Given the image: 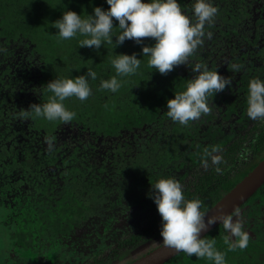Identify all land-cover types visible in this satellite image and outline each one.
I'll return each mask as SVG.
<instances>
[{
	"label": "trees",
	"instance_id": "trees-1",
	"mask_svg": "<svg viewBox=\"0 0 264 264\" xmlns=\"http://www.w3.org/2000/svg\"><path fill=\"white\" fill-rule=\"evenodd\" d=\"M180 3L191 12L192 0ZM214 4L218 8L215 23L205 28L212 35L189 58L190 66L195 65L194 59L220 57L227 50L240 55L236 60L241 65L253 67L252 73L243 76L246 87L250 78L264 80V0H214ZM96 6L110 7L106 0H0V48L5 49L0 52V213L13 230L14 244L38 253L72 239L75 228L92 217L121 215L129 208L124 198L128 202L134 197L142 199L144 210L152 209L145 214L142 227L120 239L112 254L101 252L86 262L110 264L128 246L160 235L161 216L148 195L152 183L174 174L181 183L191 171L195 180L183 187L184 196L201 200V211L206 212L264 158V122L257 121L252 154L241 157L233 152L240 151L235 133L222 129V123L215 126L206 138L210 140L206 148H220L222 172L217 173L211 163L206 170L195 172L205 148L191 152L192 144L184 142L192 129L199 130V120L187 126L174 123L167 117V101L183 91L196 74L185 64L160 74L148 67L142 45L133 40L117 47L115 42L104 44L96 50L79 47L83 37H58L52 22L65 10L87 16ZM117 34L114 29L113 35ZM144 43L154 41L145 38ZM119 53H136L141 59L139 69L118 77L122 86L117 92L100 90L101 80L115 75L111 60ZM87 68L97 73L96 80L89 81L92 95L85 101H64L75 113L71 122L19 119L22 109L48 99L51 94L42 87L49 81L75 78ZM24 89L28 94L23 98L20 90ZM225 90L209 98L210 107L229 103ZM140 130L147 132L144 139H140ZM71 131H76L74 142ZM108 142L114 145L108 146ZM238 210L249 233L245 249L228 250L222 224L203 237L215 238L227 264H264V184ZM164 264L214 262L181 252Z\"/></svg>",
	"mask_w": 264,
	"mask_h": 264
},
{
	"label": "clouds",
	"instance_id": "clouds-1",
	"mask_svg": "<svg viewBox=\"0 0 264 264\" xmlns=\"http://www.w3.org/2000/svg\"><path fill=\"white\" fill-rule=\"evenodd\" d=\"M106 3L109 8L96 6L87 16L65 10L59 19L52 22V27L58 29L60 39L83 37L78 41L79 47H94L96 50L104 44L115 42L117 47L126 40H133L142 45V56L148 58V67L160 74H167L180 64L188 65L196 75L183 91L175 92V96L168 99L167 117L174 123L187 126L202 115H208L212 110L209 98L232 85V80L218 70H210L201 63L189 64V58L203 44L204 38L212 35L205 28L215 23L218 14L214 0H192L190 13L182 8L180 0H106ZM114 29H118L117 35H113ZM145 38L154 43L145 44ZM2 51L5 49L0 48ZM111 64L115 75L101 80L99 88L115 93L122 86L118 77L135 74L141 59L136 53H119ZM240 67L232 65L234 71H239ZM96 78L97 73L91 68L75 78L56 77L42 87L51 94L48 99L22 109L19 119L26 121L42 117L50 122H71L75 113L65 107L64 101L68 98L87 100L92 95L89 81ZM246 104L248 119L264 122V80L259 77L250 79ZM49 147H52L51 141ZM220 151L218 146L205 148L201 157L203 166L207 168L211 163L216 166L217 173L222 172L219 167L223 162ZM148 195L154 200L161 216L160 236L166 246L189 257L195 254L198 259L227 264L226 254L217 249L215 238L201 237L209 225L217 222L223 225L226 233L224 243L229 251L243 250L248 246L249 233L239 210H236L235 216L223 212L208 215L201 211V200L185 198L183 186L175 177L159 178L151 184Z\"/></svg>",
	"mask_w": 264,
	"mask_h": 264
},
{
	"label": "flooded vegetation",
	"instance_id": "flooded-vegetation-1",
	"mask_svg": "<svg viewBox=\"0 0 264 264\" xmlns=\"http://www.w3.org/2000/svg\"><path fill=\"white\" fill-rule=\"evenodd\" d=\"M240 56L239 54H232L228 52L227 50H224V54L222 56H215L213 57H203L202 59H194L193 63H201L205 66H207L210 70H218L222 75L230 78L232 80V85L230 87H226V90L224 91V94L230 96L229 103L222 104L221 106H215L212 105L211 112L208 115H203L201 119L198 121V131L192 129L191 135L187 136L186 141L184 144H192L190 147L191 152H195L196 148H206L209 145V139H206L211 132L216 129L220 123H222V129H225L227 131H233L235 133V138L239 141L237 148L233 152H237L236 154H239L240 157L241 154L244 153L245 155L252 154L251 152V146L253 145V141L255 140V137L258 135L259 129H257L259 123L257 121H251L247 117L246 108H245V100L247 95V89L248 86H245L243 76L244 74L252 73L250 72L252 70V66L248 67L246 65H241L236 59ZM235 58V59H234ZM245 63V58H242ZM257 65H260V63L256 62ZM232 65H239L240 70L234 71L232 69ZM264 76V74L262 75ZM5 78H8V75L5 76ZM250 78V77H249ZM251 79V78H250ZM2 86V84H0ZM218 111V109H220ZM241 119V120H240ZM217 126V127H215ZM257 131V132H256ZM235 139V140H236ZM250 146V148L248 147ZM248 147V148H247ZM237 161L240 163V158ZM195 172L206 170L204 166L198 165ZM174 177L179 180L178 176L174 174ZM193 181L195 180V176L192 174V172H189V175L185 177V179L181 182L182 185H187V182L189 180ZM116 198V196H114ZM144 199H147V194L144 195ZM142 199H138L136 197L129 199V202L126 198H124L125 205H129V208L125 210L121 215L113 214L110 217H108V220H104V217H92L89 220L85 221L82 225L75 228L74 232L72 233L73 238L72 239H66L65 242L58 247H54L56 245H53V247L47 248V249H53L54 252L56 248H63L65 246L69 247H76L77 251L86 250L87 252H91V247L96 248V250H93L94 252L89 254L88 258L82 262V264H86L89 260L94 258L97 254L101 252H107L106 250L114 248L115 244H118V241L121 238V235L126 233V236L122 237L126 239L129 237L135 230V228H139L142 224V221H145V214H150L152 209H145L144 206L140 203ZM2 211V210H1ZM1 216V215H0ZM147 220L150 221L149 215L147 217ZM3 224H6L7 227H9L5 220H2L0 218V227L4 229ZM127 225V227H126ZM9 229V228H8ZM158 237H161L160 235L155 236L151 239H148L144 242H141L133 247H127L124 251V253L120 254L118 257H113L111 259V262L114 261H122L124 259L126 261V264L131 263L135 261L136 259L144 256L145 254L149 253L159 245H156L153 247L149 252L137 257L133 258L131 260H126V256L129 252L137 248L140 244L146 243L149 241H152ZM82 238V239H81ZM13 240V239H12ZM114 243V244H113ZM14 244V241H13ZM15 245V244H14ZM16 246V245H15ZM17 247V246H16ZM18 248V247H17ZM19 250H23L18 248ZM47 249H44L47 250ZM29 253H33V250L30 248L28 250H23ZM42 251V252H44ZM38 252L37 255H39ZM5 253V250H3L0 254L3 255ZM37 253V252H36ZM38 257H41L40 255ZM38 259V258H37ZM51 259V256H50ZM49 259V261H50ZM38 261V260H37ZM41 261V260H40ZM48 261V262H49ZM58 261H60L58 259ZM68 261V260H65ZM60 262V263H64ZM47 262V261H46ZM110 262V264H111ZM67 264V263H66Z\"/></svg>",
	"mask_w": 264,
	"mask_h": 264
},
{
	"label": "rangeland",
	"instance_id": "rangeland-1",
	"mask_svg": "<svg viewBox=\"0 0 264 264\" xmlns=\"http://www.w3.org/2000/svg\"><path fill=\"white\" fill-rule=\"evenodd\" d=\"M21 96L28 94L26 93L25 89L24 90H20ZM28 98V97H26ZM31 100V98H30ZM76 133V131H71L70 132V139H72V136H74ZM138 134L140 135V139H144L147 134V132H145L144 130H140L138 131ZM131 137L133 138V136L131 135ZM77 139L75 138V141ZM73 141V139H72ZM74 142V141H73ZM108 146H112L114 145V143L108 142L107 143ZM102 162V161H101ZM101 162H99V165L101 164ZM183 187H185L186 185H182ZM0 218L2 220H5L4 215H2L0 213ZM104 220H108V217H104ZM4 229L2 228V226L0 227V254L3 250H5V253L3 255L0 256V264H82V262H84L89 254L93 253V250H96V248L91 247V252H87L85 249L82 251H77L76 247H69V246H65L63 248H56L54 252L53 249H47L42 253H39V255L41 257H38L39 255H37L38 253H29L23 250H19L14 244H13V240L11 237V232L13 231L11 228L8 229V227L6 226V224H3ZM127 227V225H126ZM142 226H140L139 228H141ZM126 236V233H124L123 235H121V238L119 239H123L122 237ZM82 239V238H81ZM163 240L161 237H158L152 241L146 242V243H142L140 244L137 248H135L134 250H132L131 252H129L126 256V260H131L133 258H137L147 252H149L153 247H155L156 245H159L160 243H162ZM125 250V249H124ZM107 252H104L105 255L109 254V252H111L110 249L106 250ZM122 250H120L121 252ZM124 253V251L121 252V254ZM112 254V252H111ZM51 256V259H50ZM38 258V259H37ZM50 259V261H49ZM58 259L60 261H58ZM38 260V261H37ZM41 260V261H40ZM68 260V261H65ZM47 261V262H46ZM49 261V262H48ZM64 263H60L63 262ZM111 264H126V261L124 259H122V261H114L111 262Z\"/></svg>",
	"mask_w": 264,
	"mask_h": 264
},
{
	"label": "water",
	"instance_id": "water-1",
	"mask_svg": "<svg viewBox=\"0 0 264 264\" xmlns=\"http://www.w3.org/2000/svg\"><path fill=\"white\" fill-rule=\"evenodd\" d=\"M264 184V158L227 194L216 202L206 213L215 216L220 212L232 215ZM220 223L209 225L207 230L201 233L205 236ZM182 251H177L164 243L128 264H164Z\"/></svg>",
	"mask_w": 264,
	"mask_h": 264
}]
</instances>
